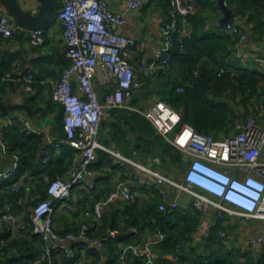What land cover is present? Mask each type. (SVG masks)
<instances>
[{
	"label": "built area",
	"instance_id": "1",
	"mask_svg": "<svg viewBox=\"0 0 264 264\" xmlns=\"http://www.w3.org/2000/svg\"><path fill=\"white\" fill-rule=\"evenodd\" d=\"M35 0H17L26 10L37 13L33 3ZM41 4V2H40ZM143 0H129L127 11H133L144 5ZM199 10L196 0H170L166 19L159 24L161 43L154 55L143 59L134 66L124 55L125 51L136 44V38L119 34L116 25L126 22L125 12H116L107 0H61L55 19L61 26L67 46V56L70 64L62 70L60 79L54 85L52 99L63 108L64 137L48 136L42 129L32 125L22 114L10 118H0V149L8 151V142L3 138V129L13 126L16 122L22 124V130L27 134H44L47 143L42 151V163L47 164L55 152L64 146L75 149L69 169L65 175L55 177L44 174L47 183L48 198L40 199L32 205L30 222L33 233L44 242V247L28 264H53V253L56 245L75 241L79 237L87 239L102 247L104 237H92L87 233L98 219L102 218L105 205L115 199L116 191L109 193L106 200H97L92 206L78 208L73 204V190L76 187L94 189V181L87 182L95 175L93 165L98 160L99 149L108 150L116 157L120 165L129 164L132 169L130 180L121 182L119 190L126 201H131L136 190L132 181L153 185L162 196L161 210L180 207L178 198L169 200L168 187L176 188L179 193L190 196L195 211L205 213L213 210L210 223H198L197 229L202 230V238L209 239L212 232L219 227L220 221L236 217L252 221H262L260 236H251L248 240L250 248L264 241V100L250 101L245 108L239 109L247 115V123L236 118L232 130L221 137L213 133L196 131L188 125L173 136L171 134L181 124V113L162 99H157L148 109L139 108L136 111L143 114L155 127L163 140L180 151L186 167L179 179L171 178L163 173L144 165L120 152L105 147L99 137L104 120L112 118L114 110L134 109L131 102L136 93L141 91L146 76L154 75L159 69L169 68L177 52H185L186 42L193 37V26L189 17ZM224 30L237 39L235 46L238 55L249 69H257L264 74V56L254 48L247 47L249 33L241 25V14L233 13ZM26 33V28L8 13L0 10V35L11 38L17 34ZM29 41L34 46L45 44V27L30 31ZM264 42V37L263 40ZM22 65L16 61L11 70L7 71L1 80L5 82H21L28 92L34 90L36 75L23 74ZM228 69L221 68L218 75ZM95 81L104 86L103 98L99 95ZM178 87L177 91H182ZM20 160L15 155L14 160L0 169V180L10 179L18 170ZM143 174L153 177L144 180ZM12 190L18 192L20 186L14 184ZM27 199L20 197L19 202ZM33 203V197L28 199ZM72 213H81L85 221L81 224L79 235L74 232L61 234L55 225L54 213L59 206ZM12 204L0 214V223L7 220L16 222L18 214L11 211ZM28 228L25 221L11 230L10 238L21 235ZM117 230H108L114 236ZM222 238L228 236L227 231L220 229ZM167 235L161 231L153 233L145 245L134 242L124 245L118 255V264H127L129 256L136 254L147 258L146 264H154L151 245L162 242ZM0 231V251L9 252V239ZM13 253L19 252L13 247ZM71 259L78 260L77 251L71 248ZM75 264H81L76 262Z\"/></svg>",
	"mask_w": 264,
	"mask_h": 264
},
{
	"label": "trees",
	"instance_id": "2",
	"mask_svg": "<svg viewBox=\"0 0 264 264\" xmlns=\"http://www.w3.org/2000/svg\"><path fill=\"white\" fill-rule=\"evenodd\" d=\"M60 1L55 0V10L52 15H55L60 8ZM198 1L202 3L203 0ZM163 2L168 9L170 0H163ZM227 4L233 8L234 13L248 15L250 20L257 22L259 33L264 31V21L259 17V15L264 16V0H227ZM202 5L203 8L206 6L204 2ZM203 13V10L199 9L189 17L193 26V37L186 42L185 52H177L169 68H161L154 75L146 76L141 91L154 86L157 98L166 101L181 113L180 125H188L196 131L213 133L221 137L234 127L236 118L240 117V108H245L254 98L259 103L264 100V74L257 69L247 68L235 53L237 52L235 46L237 39L224 29L214 33L205 32L207 21ZM0 38H3L2 35ZM70 62H65L64 66L67 67ZM2 64L0 65V89L10 83L2 81L1 77L12 69L11 63ZM221 68L228 70L219 76ZM158 79L161 81L160 84L157 83ZM178 87H182L183 90L177 91ZM140 92L136 93L134 98ZM1 98L0 95V100ZM132 103L137 104L135 100H132ZM58 105L61 106L60 103ZM121 110L112 112V118L118 115V118H114L113 121L124 122L120 118L124 117L127 126L126 133L130 132L135 135L134 139L140 143L138 150L146 156L154 152H159L163 157L168 154L172 155L176 168L183 166L180 151L166 143L143 114L136 110H125L126 113L122 116ZM55 121L57 125L53 129V134L57 137H64L63 108L62 115L58 114ZM116 126L120 127V124ZM120 132L119 135L127 146L129 143L127 134L123 130ZM3 138L8 142L9 149L19 157L20 165L10 179L0 180V214L10 203L12 204L11 211L18 213L28 210L26 204L19 202L20 197L25 196L26 190L20 187V190L15 192L12 186L20 184L21 180H28L31 186L37 187V191L42 189L40 199L48 198L47 186L44 187V174L48 173L53 177L58 174L64 175L70 167L75 149L64 146L60 154H55L47 164H43L40 158L43 144L41 134H27L22 130V124L16 122L13 126L3 129ZM97 155L99 164H94V169L96 167L100 170L109 163L116 165L113 164L112 156L107 151L99 149ZM35 188L32 189L33 193L36 192ZM154 192L147 202H142L141 198L135 197L122 211H110L103 217L101 223L91 226L87 235L104 237V243L111 251H115L117 248L115 245L119 241L139 242L143 245L150 240L153 233L161 231L167 237L162 242L151 245L154 264H239L231 256H224L222 253L226 247L219 235V230L223 228V221H220L219 227L212 232L211 237L205 240L203 250H199L198 245L193 241V235L200 222L201 213L191 207L161 210L162 196L155 189ZM38 201L39 199H36L30 205ZM26 222L28 223V228L25 230L27 234L36 236L29 217ZM132 227L136 231L129 237H108L109 229L128 231ZM60 233L67 234L69 231ZM5 237L10 238L7 235ZM40 241L41 249H43L44 242L41 239ZM76 244L77 239L72 245ZM24 246L20 238L9 239L8 249L11 252H13V247H18L19 255H22ZM41 249H36V253H33L30 259L35 257ZM173 256L178 257L177 261H173ZM134 257L135 255L132 256ZM65 258L67 261L70 259L68 256ZM146 263L147 258L144 255L137 256L134 261V264Z\"/></svg>",
	"mask_w": 264,
	"mask_h": 264
},
{
	"label": "crops",
	"instance_id": "3",
	"mask_svg": "<svg viewBox=\"0 0 264 264\" xmlns=\"http://www.w3.org/2000/svg\"><path fill=\"white\" fill-rule=\"evenodd\" d=\"M107 1L114 11L126 13V22L123 25H116L115 31L119 34L136 38V44L129 47L125 51L124 55L134 66H138L143 59L152 57L157 47L160 45L161 34L159 32V24L162 20L166 19L169 8L166 9L163 0H143L145 4L141 8L133 11H127V4L129 0ZM40 2L41 0H35L33 3L34 7L37 8L38 5H40ZM196 2L199 9L203 10V17L207 21L204 31L209 33H214L220 30L222 31L224 27L216 24V21L224 16V12L219 6L218 0H203L202 3L204 2L206 4L204 8L201 2L199 3L198 0H196ZM226 5L233 11V8L227 4V0ZM0 10L8 14L1 2ZM259 17L262 21H264V16L259 15ZM241 25L247 33H249L247 47L249 46L250 48H254L256 52L264 56V42L262 41L264 31L259 33L260 29L257 22L250 20V16L245 14H241ZM44 27L46 35L45 44L42 46L32 45L29 39L25 38V33L17 34L11 38H0V65L1 63H3L2 65L5 63H11L13 68L14 63L16 61H20L22 65L21 72L23 74L34 73L37 79L34 83V90L32 92L26 91L23 83L21 82L8 83L5 87L0 89V95L2 96L1 101H4L6 104L25 103L30 105L33 109H42H40L33 116L28 115L23 110H13L6 117L0 114V118H10L15 115L22 114L31 121L32 125L42 129L45 133H48V136L60 138L53 134V129H55L57 125L55 121L56 116H58V114L59 116L62 115V108L52 99V91L54 85L61 77L62 70L65 67V62L69 63L70 59L66 53L67 46L62 34L61 26L56 21L55 15L51 16V19ZM235 53L239 57L238 51ZM157 83H161L160 79L157 80ZM95 87L101 98H103L105 92L104 86L98 81H95ZM154 90V86L153 88H144L140 94L133 99L137 104L133 105L131 102L134 109L121 110V115L123 116V114L126 113L125 110L134 111L139 108L148 109L155 100L161 99L157 98L158 95ZM114 118L117 119L118 115ZM114 118H112L111 121H109L110 119L104 120L101 125L102 135L100 136V141L105 147L110 150L120 152L124 156L132 158L144 165L152 167L168 177L175 179L180 178L179 176L186 167L185 164V166H182L181 168H176L179 171L177 174H174L172 169H175L176 165L172 164V155L168 154V156L163 157L159 152H154L147 156L144 155L142 151L138 150L140 143L134 139L135 135L130 132L126 133L127 126L125 125L126 122L124 117H120L124 122H114ZM115 123L120 124V127H117ZM122 130L125 134H127L126 136L129 141L127 146L124 139L119 135ZM41 135L43 136V144L40 150V158L42 160V151L44 145L47 143V136L44 134ZM105 151L112 156L113 164L116 165L113 166L109 163L108 166H105L100 170L95 167V175L87 179V182H95L96 187L94 189L87 190L86 188L76 187L73 190V204L79 209L87 208L89 206L91 207L97 200H106L111 191H116L114 201L109 205L104 206L102 218L95 221V225L101 223L103 217H105L110 211H122L130 202L125 200L119 190V187L121 182L131 179L130 172L132 167L129 164H118L116 157L108 150ZM60 153L61 152L58 151L55 152L54 155ZM14 157L15 153H13L11 149H8V151L0 149V169L11 163L14 160ZM183 163H185L184 160ZM95 164H99V159ZM143 178L144 180L146 178L151 181L155 180L153 177H149L144 174ZM18 185L26 190L25 197L27 199H25L23 203L28 206V210H23L18 213L16 212L19 216L16 222L7 220L4 223H0V231L7 236L12 233V229L25 222L27 217L30 218L32 205H30L28 199L33 197L35 201L36 199L40 200L41 198L40 194L42 193V189L40 188L39 191H37V187L35 188V185H32L36 191L33 193L32 189L34 188L28 183V180H21ZM142 185L143 189L141 190ZM46 186L47 183L44 180V187ZM132 186L136 190L134 198L139 197L142 202H147L155 193L153 185L132 181ZM167 198L169 200L178 198L180 208L182 209H187L188 207L194 209L191 205L192 201L190 196L184 192L179 193V191L174 187H168ZM200 215V221L207 225L211 221L213 210L209 209ZM54 219L56 228L60 232L69 231L74 232L75 234H80L81 224L85 221V217L81 215V213H72L63 205H60L55 211ZM262 225V221L246 220L240 217L223 222V228L221 229L227 231L228 233L226 238L219 236L226 246L225 249H223L224 252H222L224 256H231L237 261L236 263L239 264H264V241L252 249L248 244V240L251 236H260ZM132 228L136 231L134 227ZM13 238H20L22 243L25 244L22 248L24 249L22 250L23 253H21L22 255H19V252L15 254L9 251L7 254H2L0 251V264H28L30 256L33 253H36L35 250L38 248L39 250L41 249L42 244L40 239L37 236L28 235L26 231ZM205 240L206 239L202 238V230L197 229L193 235V241L198 245L199 250H203ZM130 243L134 242L124 240L119 241L116 245L114 244L115 247H117L116 250L111 251L107 244L104 243V245L100 247L92 244L87 237L82 236L77 238V244L75 246L72 245L73 241L57 244L52 260L53 264H75L76 262H80L81 264H118L117 258L119 251L124 245ZM71 248L77 251L78 260L70 258L69 252ZM131 255H135V257L132 258ZM131 255L129 256L127 264H134V261L137 259L136 254ZM66 256L70 258L68 261L65 258ZM177 258V256H173V261H177Z\"/></svg>",
	"mask_w": 264,
	"mask_h": 264
},
{
	"label": "water",
	"instance_id": "4",
	"mask_svg": "<svg viewBox=\"0 0 264 264\" xmlns=\"http://www.w3.org/2000/svg\"><path fill=\"white\" fill-rule=\"evenodd\" d=\"M7 12L12 16L14 20L21 23L26 28L25 38L31 37V30L42 28L51 19V16L55 10V0H41L40 8L37 13H32L29 10L24 9L17 0H0ZM219 6L224 12V16L216 24L219 26H225L230 20L233 11L226 5V0H218ZM41 108L33 109L30 105L25 103L6 104L0 100V114L2 116H8L13 110H23L28 115H35ZM42 110V109H41ZM240 115L243 119V123H247V115L240 111ZM134 229L129 231H117L114 236L116 237H128L134 233ZM108 237H111L108 234Z\"/></svg>",
	"mask_w": 264,
	"mask_h": 264
},
{
	"label": "rangeland",
	"instance_id": "5",
	"mask_svg": "<svg viewBox=\"0 0 264 264\" xmlns=\"http://www.w3.org/2000/svg\"><path fill=\"white\" fill-rule=\"evenodd\" d=\"M54 16V15H53ZM184 127V125H179L178 127H177V129L171 134V136H173L176 132H178L179 131V129L181 130L182 128ZM102 135V127L100 128V133H99V137ZM170 145V144H169ZM130 154V153H129ZM131 156H133V155H131ZM172 164L173 165H175L173 162H172ZM186 165V163H183V166H185ZM172 171L174 172V174H177L178 173V169H176V167H175V169L173 168L172 169ZM177 171V172H176Z\"/></svg>",
	"mask_w": 264,
	"mask_h": 264
}]
</instances>
